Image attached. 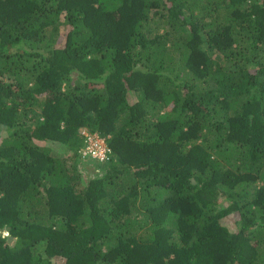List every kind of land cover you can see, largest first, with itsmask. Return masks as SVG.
<instances>
[{"label":"trees","instance_id":"16d2710c","mask_svg":"<svg viewBox=\"0 0 264 264\" xmlns=\"http://www.w3.org/2000/svg\"><path fill=\"white\" fill-rule=\"evenodd\" d=\"M0 231V264H264V0H0Z\"/></svg>","mask_w":264,"mask_h":264},{"label":"rangeland","instance_id":"374dc122","mask_svg":"<svg viewBox=\"0 0 264 264\" xmlns=\"http://www.w3.org/2000/svg\"><path fill=\"white\" fill-rule=\"evenodd\" d=\"M61 30H62V28H61ZM36 111L39 112L38 109H36ZM80 133H81V135H85V136L87 135L89 138H90V136H92V135H90L91 133H88L86 131V129H84V128H80ZM92 134H96V133H92ZM101 139H103V140H100V139L99 140L101 142V145L104 148L100 150V153H98V152L93 153L92 151H89L86 147L87 143H85V145H84V142L78 148V157L79 158L77 157L78 161L76 163V166H78L79 170L81 171L82 175L85 178H88V176H91L92 174H94V172L97 171L94 169L95 167H102L101 169H105L107 167L105 164L103 165V161H104L103 159L106 157V151L108 150V147H107L105 138H101ZM91 140H93V139H91ZM103 142H104V144H103ZM88 146L91 147V145H88ZM52 150H53L52 154L55 156H60V154L62 153L56 143H54V145H52ZM225 224H227L231 229L234 227V225L228 220L225 221ZM0 233L2 234L3 237H7V239L10 236L5 231L4 232L0 231ZM11 240H13V239H11Z\"/></svg>","mask_w":264,"mask_h":264},{"label":"built area","instance_id":"2783aa9c","mask_svg":"<svg viewBox=\"0 0 264 264\" xmlns=\"http://www.w3.org/2000/svg\"><path fill=\"white\" fill-rule=\"evenodd\" d=\"M90 135H92V136H90V138L86 135V139L84 140V145H85V143H87L86 147L89 151H92L93 153H97V152L100 153V150L104 148L100 142V140H103V139L98 137L96 134L91 133ZM91 139H93V140H91ZM103 144H104V142H103ZM88 145H91V147H89Z\"/></svg>","mask_w":264,"mask_h":264},{"label":"water","instance_id":"95a60500","mask_svg":"<svg viewBox=\"0 0 264 264\" xmlns=\"http://www.w3.org/2000/svg\"><path fill=\"white\" fill-rule=\"evenodd\" d=\"M11 239H12V237L9 236V237H8V241H10Z\"/></svg>","mask_w":264,"mask_h":264}]
</instances>
